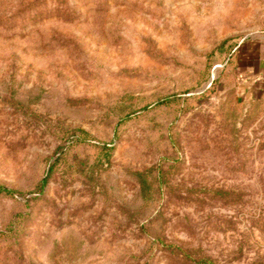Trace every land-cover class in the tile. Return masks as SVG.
<instances>
[{
  "label": "rangeland",
  "instance_id": "obj_1",
  "mask_svg": "<svg viewBox=\"0 0 264 264\" xmlns=\"http://www.w3.org/2000/svg\"><path fill=\"white\" fill-rule=\"evenodd\" d=\"M262 34L264 0H0V264H264Z\"/></svg>",
  "mask_w": 264,
  "mask_h": 264
},
{
  "label": "crops",
  "instance_id": "obj_2",
  "mask_svg": "<svg viewBox=\"0 0 264 264\" xmlns=\"http://www.w3.org/2000/svg\"><path fill=\"white\" fill-rule=\"evenodd\" d=\"M238 83L245 95L264 94V34L248 39L236 61Z\"/></svg>",
  "mask_w": 264,
  "mask_h": 264
},
{
  "label": "trees",
  "instance_id": "obj_3",
  "mask_svg": "<svg viewBox=\"0 0 264 264\" xmlns=\"http://www.w3.org/2000/svg\"><path fill=\"white\" fill-rule=\"evenodd\" d=\"M74 133H83L84 135H88L86 131L84 130H78L75 131ZM77 140H82L81 136L76 137ZM65 146H59V149L56 151V153L54 154V156L52 157V163L50 164V167L54 166L56 164V162L60 159L61 155H58V153H64L65 150ZM46 178L41 182V184H39L38 189L39 192H42V190L44 189V184H45ZM5 191L8 194H16L17 192L15 190L12 189H8L5 188L3 186L0 187V192ZM174 247L178 250L179 254H184L187 257H192V252L191 250L186 249L185 247L181 246V245H174ZM195 262L197 264H218L216 263V261L210 257H201L199 259H195Z\"/></svg>",
  "mask_w": 264,
  "mask_h": 264
}]
</instances>
